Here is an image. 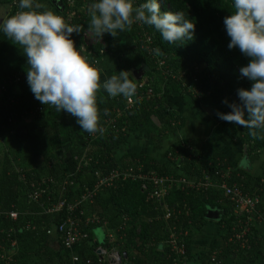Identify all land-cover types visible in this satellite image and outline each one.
Instances as JSON below:
<instances>
[{
  "label": "trees",
  "instance_id": "16d2710c",
  "mask_svg": "<svg viewBox=\"0 0 264 264\" xmlns=\"http://www.w3.org/2000/svg\"><path fill=\"white\" fill-rule=\"evenodd\" d=\"M13 1L18 4V0H9L10 3ZM49 1L56 14L63 16L66 23L81 27V32L73 33L71 38L76 47H82V55L94 64L99 61L109 51L113 36L105 33L101 39L88 27L90 16L87 9L92 0H72V5L67 0ZM54 2L59 5L55 6ZM143 2L134 0V7ZM15 7L9 5L8 16L16 12ZM161 11L183 12L185 18L195 23L194 38L169 44L162 40L153 26L133 23L127 31L131 40V53L126 57V62L129 67L143 71L142 78L135 81V94L145 95L151 89L152 95L142 100L132 95L137 101L129 109H124L126 97L123 96L113 97L103 103L98 108L99 126L104 125L105 128L102 133L96 132L94 137H89V133L77 126L67 149L76 158L73 164L80 165V168L74 183L67 186L64 197L72 201L114 170H121L129 164L135 165V161L139 160L146 169L156 170L158 174L185 176L196 181L203 180L207 174L214 183L219 181L214 173L225 172L229 167L226 182L229 185L236 183L243 192L262 200L264 176L251 174L249 166L226 159L215 146L201 139L179 140L170 146L165 156L177 150L176 156L179 159L171 161L166 158L167 165L136 153L124 154L119 159L114 156L112 148L125 140L128 131L142 127L162 107L168 95L179 94L197 103L210 100L220 104L225 99L238 101L237 90L251 87V82L239 72V68L247 64L248 58L238 49L227 47L229 37L223 19L232 11L231 0H162ZM85 32H90L94 39L102 40L103 44L96 42L86 46L83 41ZM16 75L19 81H15ZM143 78L145 83L140 86ZM22 82L21 73L11 70L0 73V85L5 86V90H0V132L3 129L7 133L11 131L16 141L18 135L25 137L24 144L14 142L13 147L10 146V151L4 155L0 164V212L14 210L18 214L15 220L0 215V264H75L72 261L74 255L89 258L93 264H99L94 248L97 245H109L105 238H94V229L101 226L106 227L107 231L117 229L119 234L125 232L126 238L123 241L116 240L125 251V256L122 255L125 264H141L146 261L153 264H177L178 261L170 255L166 245L168 227L176 226L178 230L187 231L184 240L189 261L192 232L206 222L208 208H217L222 214L219 223L226 245L222 252L234 251L242 256L243 261L250 259V264L259 261L255 254L260 242L253 235L254 226L248 236V249L239 248V244L231 240L233 229L239 225L237 217L233 215L234 203L221 190L214 187L198 190L173 188L165 198L169 208L175 212L170 220L145 221L147 217H161L162 211L159 206L155 208L156 204L147 198V192L141 191L138 181L130 180L102 186L93 201L83 205V213L76 212L80 230L87 233V238L81 242L91 243L90 246L73 253L65 250L58 241L59 248L54 250L49 245L48 235L65 220V211L41 214L39 204L31 200L29 193L43 179H52L56 182L54 185L43 184L42 187H49L48 192H52L50 199L55 200L59 184L70 176V172L64 155H57L54 144L38 132V129L51 122L50 107L34 99L30 90L23 92L15 89ZM117 109L121 111L118 117L114 112ZM230 110L227 106L226 112ZM165 113V124L159 133H171L184 125L185 119L181 115L170 109ZM29 115L33 128L22 134L21 127L15 126V122ZM107 118H114L112 126H105ZM224 130L231 141L244 150L243 155L247 157L249 165L263 160L261 165L264 169V127L248 129L226 122ZM183 144L188 145L187 150ZM14 150L23 151L25 159L20 153L14 157ZM18 156L21 157L19 163L16 161ZM20 164L24 167H20ZM29 166H32L31 169H26ZM41 202H46V196L40 199ZM257 209L264 212L262 202L257 205ZM96 217L98 220H95ZM138 225L140 228L136 230ZM122 226L125 228L120 230ZM12 240L16 241L15 246H10ZM7 257L11 259L9 262L5 261Z\"/></svg>",
  "mask_w": 264,
  "mask_h": 264
},
{
  "label": "clouds",
  "instance_id": "9594fccd",
  "mask_svg": "<svg viewBox=\"0 0 264 264\" xmlns=\"http://www.w3.org/2000/svg\"><path fill=\"white\" fill-rule=\"evenodd\" d=\"M161 2L144 0L134 7V0H92L87 9L88 27L102 39L105 33L116 37L117 32L128 31L133 23L140 22L153 26L169 44L192 40L195 23L181 11H161ZM231 7L230 15L223 19L229 37L227 47L238 49L248 58L239 72L251 82V87L237 90L238 101L223 100L231 110L217 111L216 115L244 128H261L264 127V0H231ZM18 9L0 19V33L26 57V82L34 99L57 113L64 111L75 117L83 131L102 133L96 94L102 89L109 97L134 95L137 84L129 79V71H118L101 82V73L94 62L82 55V47H76L71 38L73 33L81 32L80 26L69 25L63 16L52 11L41 10L38 0H18Z\"/></svg>",
  "mask_w": 264,
  "mask_h": 264
},
{
  "label": "crops",
  "instance_id": "0c3cea01",
  "mask_svg": "<svg viewBox=\"0 0 264 264\" xmlns=\"http://www.w3.org/2000/svg\"><path fill=\"white\" fill-rule=\"evenodd\" d=\"M3 2L8 3L9 0H0V4ZM39 3L42 5L41 10H47L56 13L49 0H41ZM9 5L11 7L10 2ZM15 8H17L16 11L19 10L18 4ZM8 15L5 17V19L8 17ZM120 36L123 37L122 41L124 38L127 40V45H129V49L131 51V40L127 35V31L120 32ZM116 39L117 37H112L109 51H107L105 55L94 64V66L101 73V82L113 74H118V71L121 70L129 71V79L133 80L134 82L138 81L139 79H136V76L133 74L134 69L129 67L128 63L126 62V57L130 55V53L125 48H123V51L117 52L118 43ZM117 53L121 55L123 54V57L121 56L122 58L119 59V57L116 55ZM116 60L118 63H116ZM27 68L28 66L26 65V57L23 55L22 51L18 48V46L9 41L6 36L0 33V73L10 70L21 73L23 75V82L19 83L15 89L25 92L30 90L26 82ZM143 83H145V78H143L140 86ZM96 95L98 108L103 103L113 98L109 97L102 89L99 90ZM167 109L173 110L176 114L181 115L185 119V122L180 129L174 132L159 133L160 128H162V126L165 124V111ZM50 110L51 122L47 126L38 129V132H41L44 137L54 144L57 155H64V160L68 165L69 172L72 173L74 171V167L76 166L73 164V161L76 158L70 153V151H68L67 147L70 145L71 138L76 132L78 126L76 123V118L64 111L57 113L52 107H50ZM206 110H209L210 112H207ZM226 110L227 105L225 103L219 104L210 100H207L203 103H197L191 101V99L186 96L170 94L167 96L162 107H160L153 116L147 119L142 127L134 131H128L126 133L125 140L118 146L112 148L113 154L119 159L124 154L136 153L152 157L160 163L167 165L168 162L166 161L169 158L165 156V153L170 146L179 140L184 141L188 139H201L215 146V148L226 159L233 162L239 161L242 164H245L246 167L249 166L251 174L264 176V169L261 165L263 160L255 161L253 164L249 165L247 163V159L243 158L245 157L243 155L244 150L242 151V149L233 143L226 134L224 130L226 122L220 120L216 115L217 111L226 112ZM15 126L21 127V133L25 134L27 129L31 130L33 128L31 116L29 115L26 117H20L15 122ZM13 135L14 134H12L11 131L7 133L5 129L0 132V164L4 158V155L10 151V146L13 147L14 142L25 143V137L23 138V135H20V137L18 135L17 141L14 140L15 138H13ZM18 153L22 154L21 157L25 159L26 155L23 151L15 152L14 150V157H16ZM21 157H17L16 161L18 163L21 162ZM178 159L179 158L176 157L174 160ZM21 166L24 167L20 164V167ZM31 167L32 166H29L26 169H31ZM261 202L264 205V197H262ZM221 218L222 214H220L219 209L208 208L205 218L206 222L200 227V229L193 230L192 232L190 238L189 261L185 255V264L251 263L250 259L243 261L242 256H239L234 251L222 252L226 245L222 237V226L219 223ZM254 228L255 231L253 235L257 241L260 242L259 249L255 254V256H258L259 261H256L254 264H264L263 220H256L254 223ZM107 232L108 231L106 230V227L101 226V228H95L94 238L96 240H98V238L104 239ZM50 233L52 235L51 243L53 246L50 245L51 243H49V245L54 250H58L59 245L57 234L54 231H51ZM90 245L91 243L85 244V242H81L72 249V252H81ZM121 248L122 247L120 246L119 250L124 251ZM141 264H153V262L146 261L142 262Z\"/></svg>",
  "mask_w": 264,
  "mask_h": 264
},
{
  "label": "built area",
  "instance_id": "2783aa9c",
  "mask_svg": "<svg viewBox=\"0 0 264 264\" xmlns=\"http://www.w3.org/2000/svg\"><path fill=\"white\" fill-rule=\"evenodd\" d=\"M70 5L73 4L72 0H67ZM11 6H17V3L13 1ZM87 34L91 36L90 32H85L84 35V44L89 46L90 44L86 43ZM17 76V75H16ZM22 78V77H21ZM19 77L17 76L15 81H19ZM9 83V82H8ZM0 90H5L4 85H0ZM152 94L151 89H148L146 94H135L138 100H142L144 97L148 98ZM133 96H129L125 98L124 109H129L133 106V104L137 101V99ZM116 117H118L121 113L119 109L114 110ZM13 122L14 120L11 119ZM114 118L105 119V126H112ZM104 130V125H100ZM97 133L89 134V137L96 136ZM185 150L188 149L187 144H183ZM178 154V151L175 150L174 153H168V158L170 160H174ZM189 157H191L189 155ZM84 160V159H83ZM80 165H76L74 167V171L70 173V176L65 178L58 186L57 194L58 197L55 200L50 199L51 191L48 192V188H43L42 185H54L56 182L52 179H43L39 184H36L35 188L31 190L29 193V197L31 200L37 202L41 209V214H54L57 212L65 211V220L60 224L56 225L54 230L57 234L58 241L61 243L63 248L67 251H72V249L81 243V240L87 238V233L80 230V226L78 224V219L76 218V212L82 214L83 213V205L87 203H91L102 186L105 185H117V183L123 181H138L140 183V189L142 192H147V198L152 200L153 203L156 204L155 208L160 207L162 213L161 217L154 216L152 218H146L145 221L162 219L163 221H169L170 218L175 214L172 211L165 198L168 196L169 192L174 189H196L199 188H210L214 187L223 192V194L228 197L229 201L234 203L233 215L237 217V225L238 227L233 229V235L231 240H235L239 244V248L248 249L249 248V233L254 226L256 220H263L264 222V212H260L257 209V205L261 202L258 196L249 195L246 192H243L241 188L233 183L229 185L226 180L229 178V170L227 167L226 171H216L214 174L218 176V183H214L213 180H210L209 175H205L203 180H197L194 178H188L185 176L177 177L173 175H162L158 174L156 170L146 169L139 160L135 161V165H127L121 170H114L108 177L100 179L92 189H85V191L77 196L72 201H69L66 197H64L65 190L67 186H70L74 183L75 175L79 170ZM46 196V202H40V199ZM4 215L11 220H15L17 218V212L14 210L8 212H0V215ZM178 214V212H177ZM159 218V219H158ZM98 220V217L95 218ZM106 223V222H105ZM27 227L29 225L27 224ZM125 226L120 227V230H123ZM139 225L136 227L138 230ZM125 231V230H124ZM119 231L108 230L105 234V239L108 246L97 245L94 248V253L97 256L99 264L106 262V264H125L122 257V252L119 250L120 245L116 242V240L123 241L125 236V232L123 234H119ZM187 235V231L178 230L176 226L168 227V235L166 240V245L170 249V255H173L179 264H185V236ZM16 241L12 240L10 246H15ZM2 258V256H1ZM3 259V258H2ZM11 259L6 258L5 261L9 262ZM72 261L77 264H93L91 259L89 258H81L80 256L74 255L72 256Z\"/></svg>",
  "mask_w": 264,
  "mask_h": 264
},
{
  "label": "rangeland",
  "instance_id": "374dc122",
  "mask_svg": "<svg viewBox=\"0 0 264 264\" xmlns=\"http://www.w3.org/2000/svg\"><path fill=\"white\" fill-rule=\"evenodd\" d=\"M116 37H117V43H118V45H117V52H121V51H123V48H125L129 53H131V51H130V49H129V45H127V40L124 38L123 39V41H122V38L123 37H121L120 36V32L119 33H117V35H116ZM96 42H99V43H101V44H103V41L102 40H100V39H94V37H92V36H90V35H88L87 34V38H86V43L87 44H90V45H92V44H95ZM86 45V44H85ZM125 50V51H126ZM128 53V54H129ZM118 57H119V59L120 58H122L123 57V54L121 55V54H116ZM122 56V57H121ZM116 63H118L117 62V60H116ZM207 112H210L209 110H206ZM52 239V235H51V233L49 234V236H48V242L49 243H51V240ZM50 245H52L53 246V244L51 243Z\"/></svg>",
  "mask_w": 264,
  "mask_h": 264
},
{
  "label": "water",
  "instance_id": "95a60500",
  "mask_svg": "<svg viewBox=\"0 0 264 264\" xmlns=\"http://www.w3.org/2000/svg\"><path fill=\"white\" fill-rule=\"evenodd\" d=\"M53 4L55 6L59 5L58 2H54ZM8 12H9V4L7 3L0 4V19H5V17L8 15ZM133 74L136 76V79H140L143 75V71L141 69L138 70L134 69ZM245 159H247V157H245ZM122 255L125 256V253H123Z\"/></svg>",
  "mask_w": 264,
  "mask_h": 264
}]
</instances>
